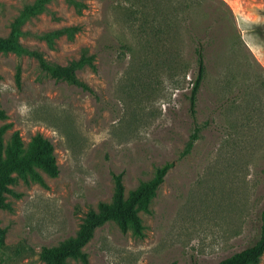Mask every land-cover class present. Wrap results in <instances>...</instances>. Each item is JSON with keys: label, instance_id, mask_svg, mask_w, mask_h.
Wrapping results in <instances>:
<instances>
[{"label": "rangeland", "instance_id": "rangeland-1", "mask_svg": "<svg viewBox=\"0 0 264 264\" xmlns=\"http://www.w3.org/2000/svg\"><path fill=\"white\" fill-rule=\"evenodd\" d=\"M33 1L0 0L1 37ZM76 1L79 14L53 0L19 41L62 66L93 56L95 69L76 73L88 90L0 53L5 143L39 134L58 167L55 177L38 170L43 184L9 187L0 264H45L41 248L75 237L111 201L115 176L127 196L166 164L139 212L141 234L106 223L83 249L86 264H217L251 245L264 209V0Z\"/></svg>", "mask_w": 264, "mask_h": 264}, {"label": "trees", "instance_id": "trees-1", "mask_svg": "<svg viewBox=\"0 0 264 264\" xmlns=\"http://www.w3.org/2000/svg\"><path fill=\"white\" fill-rule=\"evenodd\" d=\"M53 0H34L32 4L25 5L10 25V32L6 37L0 36V53L14 54L17 57L28 56L34 58L40 71L47 77L57 81L88 90V87L78 80L77 71L89 67L95 69L93 56L81 57L68 65H58L47 61L42 52L29 50L19 41L21 27L30 19L48 12V5ZM72 6L76 13H81L83 4L76 0H64ZM49 38V36H47ZM198 52V79L204 73V59L201 49ZM16 83H20V67L16 72ZM196 90V88H195ZM194 90V93H195ZM0 120H6L4 111L0 110ZM11 129V124L0 126V210L6 207V194L10 193V186L19 180L24 183L35 182L43 184L38 170L50 177L58 174V167L52 143L37 134L28 144H24L18 132H13L9 142L5 143L4 135ZM199 130L190 137L184 153H188L197 140ZM170 168L166 164L157 169L152 179L141 183L136 189L125 195L121 177H114V192L109 203L100 202L96 210H89L75 237L68 239L57 247H42L40 257L45 264H66L69 259L87 263L84 247L93 238L97 229L109 222H116L121 231L131 229L136 235L141 234L142 225L139 217L140 211H147L150 201L154 198L156 190ZM259 231L256 240L245 249L232 254L217 264H258L264 254V209L259 217ZM2 232L0 231V249L2 247Z\"/></svg>", "mask_w": 264, "mask_h": 264}]
</instances>
